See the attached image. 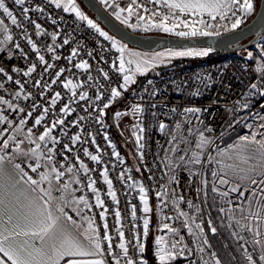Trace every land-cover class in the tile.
<instances>
[{
  "label": "snow or ice",
  "instance_id": "snow-or-ice-1",
  "mask_svg": "<svg viewBox=\"0 0 264 264\" xmlns=\"http://www.w3.org/2000/svg\"><path fill=\"white\" fill-rule=\"evenodd\" d=\"M100 2L112 7L116 19L133 30L137 28H142L144 31L155 29L180 37L219 36L221 35V29L224 32L235 31L255 11L254 0H131L126 8L120 7L118 0H113L112 4H109V0H100ZM13 3L15 6L22 8L23 18L28 20L30 9L24 7L26 0H13ZM48 3L54 5L57 9L63 8L66 13H75L78 20L86 21L91 29H94L105 40L112 42V46L116 48L117 52L121 53L118 57V68L115 67V61H113V68L122 75V83L119 88L125 92L130 84L136 82L135 77L137 74L143 76L166 60L183 56H207L210 51V49L178 52L170 50L167 53H159L151 59L140 58L135 53H129V58L126 60L124 56L125 47L89 19L79 9L76 0H48ZM33 10L44 12V8L40 6ZM125 12H127V16L122 15ZM0 14L10 20L11 26L24 28L23 23L6 6L5 0H0ZM133 17L136 19L135 23L131 22ZM205 17L208 19H205ZM217 19L219 21H229L230 23H213ZM30 22L34 24L36 36L49 35V33L44 31L41 24L35 21ZM23 35L31 46L32 51L36 53L39 63L44 66L43 72L52 69L53 65L45 60L44 55L40 54L41 50L28 37L26 29ZM50 35L53 43L47 46L46 50L48 53H54L55 47H59L55 43L58 37L54 32ZM0 36H2V39H0V52H3L6 46L14 43L11 28L5 23L4 19H0ZM68 43L69 40L65 38L63 44L67 45ZM14 46L16 49L21 48L19 43H15ZM21 54L23 55V53ZM261 54L264 55V50H262ZM77 55V49L73 48L71 55L68 57L69 62L71 63L72 59ZM88 55L91 56L92 52L89 51ZM9 58H11L10 50ZM52 59L59 60L60 57L53 55ZM248 59H252L251 52L248 53ZM75 67L87 71L89 63L85 60L76 63ZM36 68V64H32L27 71H24L23 75L26 77L30 76L36 72ZM254 70L258 74V80L250 84L249 90L245 94V99L256 94L264 96V60L259 61ZM12 71L18 73L20 70L13 68ZM65 71V68H60L55 72V78L52 79L51 84H56ZM99 71L102 73L104 80H109L107 71L103 69H99ZM0 74L6 76L8 82L13 81L12 75H9L3 67H0ZM204 79L210 80V77H205ZM88 80L94 81L95 78L89 75ZM15 83L19 85L20 91H16L14 97L19 98L23 92L24 85L19 80H16ZM148 83L151 85L152 81ZM51 84L47 82L42 84L41 80H36L34 86L42 88V91H47L51 88ZM92 86L97 88L94 99L89 96L88 91L79 93L80 101H92L91 104L84 106V111L88 115L79 116L77 120L72 122L73 126L81 129V133L83 129L80 121H94L103 125L104 116L106 115L105 109H108L117 98L122 96V92L117 87L109 85L106 90L110 91V95L101 106L99 102L104 100V92L100 89L104 86L98 82ZM80 87L82 85L73 83L71 79L63 82V88L71 92V97L69 102L64 103L59 109L55 119L51 121H47L46 117L55 109L57 103L61 101V92L57 91L54 93L49 101L50 106L45 107L38 103H33L31 106L32 110L27 111L26 115L27 117H32L33 112L37 108H42L41 113L34 119V126H42L43 124V131L37 134L29 127L23 139L19 138V134L24 131L27 120L21 118L19 126L15 127L12 134L5 136L8 130L13 129V121L0 111V125L7 124V128L0 129V264H148L144 254L147 237L149 236V214L152 212V208L149 205L148 191L145 186L135 181L128 185L129 187L138 188L139 200L142 205L141 211L144 213V216L141 217L142 237L136 231V206H131V219L133 221L132 240L127 241L122 225L121 212L117 207L114 209L116 225L114 230L119 237V242L114 247V237L109 234V225L107 223L108 207L104 199L101 198L100 190L96 187L97 181L90 174L93 170L80 159L78 154L75 156L78 167L72 163L69 156L64 155L65 152H73L78 142L84 144L87 141L82 140L80 134L72 135L69 138L71 146L65 143L60 152L56 151V145L60 144L61 141L57 136L53 135V131L58 127L63 129L67 116L76 110L71 107L72 97L77 96L76 90ZM3 88L4 84L0 83V89ZM156 94L155 89L150 93L153 97ZM193 95H198V92L193 93ZM23 98L28 100L31 97L29 94L24 95ZM237 103L242 108L249 107L248 103H241L240 101H237ZM0 105H7V108L12 111L25 112L24 108H18L3 97H0ZM89 107L92 108L90 113L88 112ZM151 107L155 108L156 105L152 104ZM260 107L264 108V104H261ZM172 111L175 112L176 109H172ZM143 112L144 109L140 106H132L131 114L139 117L133 125L132 135L135 138L137 151L142 163L144 161L143 150L146 146ZM185 112L199 114L201 109L186 108ZM128 114L127 112H116L115 118L119 119ZM156 115L155 112L152 113L154 118ZM254 115L256 119L264 120V116L259 113ZM199 123L203 124V121L200 120ZM158 127L162 134L169 135L168 126L165 123L160 122ZM180 127V124L175 126V132L171 134V138L168 140L169 146L164 150L165 156L161 161L167 169L165 175L168 176L169 183H178L176 171L183 168L189 173L190 184L193 176H199L201 187L196 189L199 195L205 191L209 183L204 177L206 163L215 162L220 165L218 169L214 168L211 172V191L219 195L221 203L231 205L232 201L228 199L231 193H239V196L243 198L246 192H250L251 199L249 200L246 214H243L245 209L240 208L243 215L239 219L235 217L234 210L231 207H220L219 211L228 215L229 221H234L239 228V232L232 233L238 240L245 239L243 235H240L241 232L247 231L252 234L253 245L259 246V264H264V242L259 239L264 234L262 232V229H264V132L259 131V129H264V123H260L256 131L240 136L237 142L229 145L227 149L217 151V157L220 159L213 157L208 151L213 147L218 148L215 145V140L205 135V132L211 133L213 131L211 127H206L203 131L200 128L190 127L187 136L180 131ZM246 127L252 129L253 125L248 124ZM63 135L66 136L67 132L64 131ZM88 135L91 136V143L96 144L95 136L92 133H88ZM258 136L261 138L257 139ZM188 137L196 138L194 147L191 146V141ZM104 139L108 140L107 135H105ZM25 142L34 146L24 148L22 146ZM181 144L185 145V147L181 148ZM112 147L114 149V146ZM82 151L83 156L88 157L92 162L97 164L101 162V156L92 154L87 147H84ZM10 152L11 154H9ZM96 152H100L98 146ZM57 155L63 156V162L59 163V167H57ZM114 155L121 164L124 163L118 152L114 151ZM204 156H206V163L202 160ZM225 156L229 160L235 159L238 163L222 164ZM15 160L27 163L30 172L37 174L38 178H33L29 171L21 167V163H15ZM252 161H255V163H251ZM5 162L12 164L13 172H9L5 168ZM66 163L69 165L68 167H65ZM241 164L248 165V167H240ZM196 166H199V171L196 170ZM145 170L151 171L147 167ZM124 171L128 172L129 170L125 169ZM136 171H140L139 167L136 168ZM81 172L87 179L86 184L80 177ZM66 173L69 174V179L61 183ZM100 176L103 179V183L107 185V196L111 198L114 204L118 205L119 200L113 188V181L109 178L108 169L104 168L100 172ZM16 177H19V179H16ZM118 178L121 181H125L124 173H121ZM152 178L151 176L149 177V179ZM132 180L133 178L130 175L127 176V181ZM237 180L241 183H235ZM243 182L255 185L259 190L245 187ZM21 184L26 187L21 188ZM73 185L78 187L73 188ZM218 185L228 186V188L226 191H221ZM242 187L243 191H241ZM85 188L92 193L94 204L90 202L86 194L78 197L75 195L77 191L84 192ZM54 191L59 192L60 196H54ZM157 200L160 201L157 205V215L160 218L157 231L164 232L166 230L167 232V236L157 235L154 239V256L158 264H174L178 257H183L187 260L193 254L197 255L199 264H222L215 251L210 254L206 253L205 246L211 248V244L207 238L205 228L202 226L203 221L200 218L201 208L199 205L194 204L191 200L185 201L183 196L177 198L175 190H172L170 195L167 185L161 186V190L157 192ZM168 201L171 202L172 211L175 213L174 216L165 215L164 213ZM181 203H186L187 208L193 210L195 214L193 215L189 211L183 210L180 207ZM93 207L102 209L99 213V218L103 222V237H101L99 226L96 224L95 216L88 214ZM66 209L74 212L79 217V222L72 215H69ZM167 221H179L180 227ZM242 221H248V223H242ZM207 226L211 234L215 236L217 227L214 226L211 219H208ZM229 226H231V223ZM181 227L186 229L188 236L192 238V243L195 245L194 250L185 243V237L180 234ZM105 242L107 243L106 248L104 247ZM245 243L247 242L245 241ZM241 247L243 248V245ZM130 248L133 250L132 253H130ZM241 256L246 264H257V258H254L247 248H243ZM109 257L111 261H109ZM189 264H197V260H189Z\"/></svg>",
  "mask_w": 264,
  "mask_h": 264
},
{
  "label": "built area",
  "instance_id": "built-area-1",
  "mask_svg": "<svg viewBox=\"0 0 264 264\" xmlns=\"http://www.w3.org/2000/svg\"><path fill=\"white\" fill-rule=\"evenodd\" d=\"M130 2L131 0H118L119 4H126V6ZM5 3L6 6L13 11L14 15L17 16L18 20L23 23L24 28L21 29L11 26L10 20L0 14V19H4L5 23L10 26L14 36V43L9 44L5 47L3 52H0V67H3L5 71L13 77V81L8 82L6 76L0 74V83L4 84V88L0 89V97L11 101L18 108L25 109V112L12 111L7 108V105H0V111H2V114L7 115L8 118L13 121V129L8 130L5 133V136L12 134L15 127L19 126V120L21 118L26 119L27 124L24 126V131L19 134L20 139H23L29 127L33 129L34 133L39 134L43 131V124L42 126H34V119L41 113L42 108H37L33 112L32 117H27L26 113L27 111L32 110V104L38 103L45 107L50 106L49 101L54 93L57 91L61 92V101L57 103L55 109H53L48 117H46L47 121H51L52 119H55V115L59 113V109L64 103H68L69 98L71 97V92L63 88V82L71 79L73 83L82 85V87L76 90L77 96L72 97L71 107L76 110L72 112L71 115L67 116L66 124L63 129L58 127L53 131V135L57 136L61 141L60 144L56 145V151L60 152L65 143H68L71 146L69 138L72 135L80 134L81 139L87 141V143L81 144L78 142L75 145L73 152H65L64 155L69 156L72 163L76 164L78 167V163L75 160V156L78 154L80 159L93 170L90 174L92 178L97 181L96 187L100 190L101 198L104 199L105 204L108 207L107 223L109 225V234L114 237V247L119 242V237L114 230L116 226L114 209L117 207L121 212L122 225L125 230V239L127 241L132 240L131 230L133 227V221L131 219V206H136V231L140 233L142 237L143 227L141 217L144 216V213L141 211L142 205L139 200L138 188L128 186L133 181L137 183L139 182L134 179L132 181H127V176L130 175V170L126 164L124 155L110 135V127L105 123V118L103 125L97 124L94 121H80L81 128L83 129L82 133L80 128H77L72 124V122L77 120L79 116L88 115V113L84 111V106L92 103L91 100H79V93L81 91H88L89 96L94 99L97 88L92 85L96 82L103 85L104 87L100 90L104 92V100L99 102L102 106V103L106 102L110 95V91L106 90L108 89V86L111 85L112 87H117V89L122 92V96L119 98H123L121 103H124V110L127 113L131 114L133 105L140 106L144 109L142 116L143 126L146 129V146L143 150L144 161L143 163L140 161V164L155 190L154 196H157V192L161 190L162 185H167L170 195L172 190H175L177 198L183 196L185 201L191 200L194 204L199 205L201 208L200 218L203 221L202 226L205 228L206 232L207 222L201 205V193L198 195L196 191L197 187H201L199 176H193L190 184L188 171L180 168L176 171L178 183H169L168 176L165 175L167 169L161 162L165 156L164 150L168 148V140L171 138V134L175 132V126L177 124H180V131L185 136L188 135V129L190 127L200 128L202 131L206 127H211L213 131L211 133L205 132V135L213 138L215 143H217L224 135L244 121L248 116L247 111L251 108L249 101L263 97L256 94L245 99V94L248 92L250 84L257 82L258 80V74L254 70L256 64L246 63L242 57L233 54H228L225 58L219 61L204 60L199 63H187L184 66H178L176 63H172L161 67L149 77L136 80L135 83L129 85L128 90L125 92L123 89L119 88V85L122 83V75L113 68V61H115V67L118 68V57L121 53L117 52L116 48L112 46L111 41L105 40L94 29H91L86 21L78 20L73 12L66 13L63 11V8L57 9L54 5L48 3V0H26L24 7L30 9L28 20L23 18L22 8L20 6H15L13 0H5ZM37 6L43 7L44 12L41 13L33 10L36 9ZM30 21H35L36 23L41 24L44 31L49 33V35L36 36L34 24ZM53 21H55V23H53ZM92 21L96 23L102 31H105L96 21ZM25 29L27 30L28 37H30L41 50L40 54L44 55L45 60L53 65V68L49 69L47 72H43L44 66L39 63L36 58V53L32 51L31 46L27 43V39L23 35ZM53 32L58 37L55 43L59 45V47H55L54 53H48L46 49L47 46L52 45L53 43L50 35ZM65 38L69 40L67 45L63 44ZM15 43H19L21 48L16 49L14 46ZM73 48L77 49L78 55L74 57L70 63L68 57L71 55ZM9 50L11 51V58H9ZM262 50H264V36ZM89 51L92 52L91 56L88 55ZM21 53H23V55ZM53 55H58L60 59L53 60ZM85 60L89 63V69L87 71L75 67L76 63ZM32 64H36V72L28 77L24 76V71H27L28 67ZM13 68H17L20 71L18 73L13 72ZM60 68H65L66 71L61 75L56 84H51L52 79L55 78V72ZM99 69H103L109 73V80H104ZM89 75L93 76L95 80L89 81ZM205 77H210V80L204 79ZM16 80H19L24 85L23 92L19 98L14 97V93L20 91L19 85L15 83ZM36 80H41L42 84L45 82L51 84V88L47 91H42V88L34 86ZM149 81H152L151 85L148 83ZM145 89H147V91H145ZM153 89L157 92L154 97L150 95ZM197 92L198 95H193V93ZM29 94L31 98L25 100L23 98L24 95ZM237 101L248 103L249 107L242 108ZM152 104H155L156 107H151ZM186 108H198L201 109V113L189 114L185 112ZM172 109H176V111L173 112ZM106 111L107 109H105V112ZM88 112H92L91 107H89ZM153 112L157 114L155 118L152 116ZM138 119L139 117L135 116V120ZM200 120L203 121V124L199 123ZM160 122H163L168 126L167 131L169 135L166 136L159 131L158 126ZM3 128H7V124L0 125V129ZM64 131L67 132L66 136L63 135ZM88 133H92L95 136L96 144L91 143V136H89ZM105 135L108 137L107 141L104 139ZM188 139L191 141V144H193L195 137H188ZM25 143L27 147L34 146L28 145L27 142ZM97 146L100 148L99 153L96 152ZM112 146H114V149ZM84 147H87L92 154L100 155L102 158L101 162L97 164L92 162L88 157H84L82 151ZM180 147L183 148L185 145L181 144ZM114 151L119 153L120 158L124 161L123 164H121L119 159L114 155ZM208 151L210 152V150ZM9 154H11V152ZM136 154L140 160L137 149ZM169 155H171V153H169ZM202 160L206 163V156L202 157ZM56 161L57 167H59V163L63 162V156L57 155ZM14 162L21 163V167L26 171H29V174L32 175L33 178H38L37 174L30 172L27 163H23L21 160H15ZM207 165L208 164L206 163V167ZM68 166L69 165L66 163L65 167ZM146 167L151 171H146ZM104 168L108 169L109 178L113 181V188L119 200L118 205L114 204L111 198L107 196V185L103 183V179L100 176V172L103 171ZM214 168H219V165L215 162L209 168L210 183L212 180L211 172ZM125 169H128L129 171L125 172ZM196 170L199 171V166H196ZM121 173H124L125 181H121L118 178ZM150 176L153 178L149 179ZM80 177L83 179L84 184H86L87 179L83 176L82 172L80 173ZM68 179L69 174L66 173L61 183ZM76 187L78 186L73 185V188ZM56 194L60 196V193L57 191ZM82 194H86L90 202L94 204V197L90 191L85 188L84 192L77 191L75 193L77 197ZM148 199H150L149 196ZM228 199L232 201V204L229 205L224 203V208L231 207L234 210L235 217L237 219L241 218L243 214L241 213L240 208H244L242 199L234 194H230ZM180 207L185 211H189L190 214H195L193 210L187 208L186 203H181ZM66 211H68V214L72 215L74 219L79 221V217H77L74 212L70 209H66ZM100 211H102V209L93 207L92 211L88 214L95 216L96 224L99 226L101 237H103L104 230L102 226L103 222L99 218ZM164 213L165 215H175L172 211L170 201H168ZM150 215L151 213L149 214L151 220ZM167 222L170 224L174 223L175 226H178V221ZM198 222L200 221L198 220ZM231 223L235 222L232 221ZM180 234L185 237V243L194 250L195 245H192L188 234L185 231H180ZM104 247H107L106 242ZM205 249L207 254L212 252L207 246H205ZM132 252L133 250L130 248V253ZM185 255H187V253H185ZM189 260H197V263L199 264L196 254L189 256L183 264H189ZM109 261H111L110 257Z\"/></svg>",
  "mask_w": 264,
  "mask_h": 264
},
{
  "label": "rangeland",
  "instance_id": "rangeland-1",
  "mask_svg": "<svg viewBox=\"0 0 264 264\" xmlns=\"http://www.w3.org/2000/svg\"><path fill=\"white\" fill-rule=\"evenodd\" d=\"M98 2L101 4L100 0H98ZM112 3H113V0H109V4H112ZM254 3H255V11L253 12V14L249 15L247 17V19L244 21V23H242V24H245L246 22H248L253 17V15L256 13V10H257L258 4H259V0H254ZM76 4L79 7V9L89 19L94 20L85 10L82 9V7L80 6L79 3H77V1H76ZM101 5L116 19L112 7H110L108 5H105V4H101ZM119 6L120 7H125V8L127 7L126 4H119ZM122 15L127 16V12L123 13ZM205 19H208V18L205 17ZM117 21H119V20H117ZM131 22L132 23L136 22L135 17L132 18ZM213 23L224 24V23H230V22L229 21H219V19H217V21H215ZM124 26L127 27L126 25H124ZM127 28L130 31H132L134 33H138V34H149V35L180 37V36H177V35H174V34H169V33H166V32L159 31V30H155V29L149 30V31H144V30H142V28H137L136 30H133V29H131L129 27H127ZM221 33H224L223 29H221ZM263 36L258 40V42L254 46H252V47H250L248 49H245V50L236 51L235 53H232V54L235 55V56L242 57L244 61H246V60L250 61V59H248V53L251 52L252 53V57H253V55L255 56V53L259 52V48L262 47ZM0 39H2V36H0ZM114 40H116V39H114ZM116 41H118V40H116ZM118 42H119V44L123 45L125 47V49H126V51L124 53V56H125L126 60L129 58V53H135L140 58L151 59L152 57L156 56L159 53H167L170 50L171 51H177V52L178 51H188V50H193V51L208 50L207 48H165V49H161V50L154 51V52H145V51L138 50L136 48L129 47L126 44L121 43L120 41H118ZM210 53L211 52L209 51V54L207 56H183V57L171 58L170 60H166L164 63L159 64L154 69L149 70L145 75L150 74V73L153 74L156 69H158L160 67H164V66L170 65L176 60L183 59V58H189L190 59V62H188V64H189V63H191L193 58L200 57V58L203 59V58H206L209 55H211ZM145 75H143V76H145ZM143 76L137 74L136 77H135V80H138L139 78H141ZM130 85H132V84H130ZM262 99L263 98H260L258 103H256V105L253 106V107L249 103L251 108L247 111L248 112V116L245 118V120L242 121L234 130H232L227 135L223 136L217 143H215V145L218 146V148L213 147V148L209 149L210 153H211V155L213 157H216L217 159H220L219 157H217V151L227 149L229 147V145L235 144L240 136L245 135V134H250L251 131H256L257 130V126L260 123H264V120H258V119L255 118V115H254L255 113H259L260 115L264 116V108L260 107L261 104H264V102H262ZM112 107H113V105H112ZM111 111H112V116H113V119H114L115 126L119 130V134H120V135L119 134L117 135L115 132H113V136L115 137V139H117L118 141L120 140L122 143H123L124 139H125V141H127L129 143V145L127 146V148L124 151H125V154H126L128 160H129V163L131 164V166L129 165L128 168L131 169V171H133L132 166L135 165V161H134L132 156H134V152L136 154V149L137 148L135 146V139H134V136L132 135V130H133V125L137 122V120H135V116L131 115V114L124 115V116L120 117L119 119L115 118V113L116 112H126L124 110V103H120V105H116ZM248 124H252L253 128L252 129L247 128L246 125H248ZM259 131L264 132V129H259ZM120 137H122V139ZM260 138H261L260 136L257 137V139H260ZM195 139H194L193 144H191L192 147H194V145H195ZM22 147L27 148L26 143ZM136 156H137V154H136ZM137 158H138V156H137ZM139 163H140V160H139ZM213 163H207V164H211L212 165ZM236 163H238V161H236L235 159L229 160V159H227V156H225V158L222 161V164H236ZM251 163H255V161H252ZM219 167H220V165H219ZM240 167H248V165H242L241 164ZM204 177H205L206 180L209 181L210 178H209V175H208L206 167H205ZM235 183H241V182L237 180V181H235ZM243 183H244L245 187H250V188L256 189L257 191L259 190L258 187L255 186V185H249L247 182H243ZM211 187H212V184L209 182L208 185L205 188V191L201 192V205H202V208H203L204 215L206 216V222L208 221V219H211V214H212L211 213L212 210H211V208L209 206V198L211 196L216 200L218 209H220V207H224V205H225V204L221 203V200L219 199V195L216 194V193H213L211 191ZM218 187H220L221 191H226L227 188H228V186H219V185H218ZM241 191H243V187L241 188ZM205 193H206V195H205ZM231 194H234L237 197L241 198L239 196V193H231ZM155 197H154V199H155V201H154V204H155L154 205V207H155L154 211L156 213L157 212V207L156 206L160 203V201L157 200V196L156 195H155ZM210 199H212V198H210ZM241 199H242V202H243V205H244V209H245V213H243V214H246L247 208H248V205H249V200L251 199V193L250 192H246L245 196L243 198H241ZM219 216H220V219H222L224 221V224L229 228V232H230L231 238L233 240H235V242H237L240 247H241V245H243V248H247L248 252L251 253L254 258H257V264H259V261H258L259 246H254L253 245V243H252L253 242L252 234L247 232V231L241 232L240 235H243L245 239L244 240H238L237 237H234L232 235L233 232H239V228L237 227V225L235 223L229 222L228 215L222 214L220 211H219ZM152 217H153V214H152ZM152 217H151V220H150L151 221V225L149 226V236L147 237V241H146V251H145V254H144V258L146 259L148 264H158V262H157V260H156V258L154 256V239H155V237L157 235H165V236H167V232H166V230L164 232L157 231L158 223H156V225H155V222L157 220L155 221V218L153 219ZM212 222H213V220H212ZM230 223H231V226H229ZM242 223H248V221H243ZM177 224H178L177 227H180L179 221L177 222ZM213 224H214V226H216L215 222H213ZM153 226H155L156 230H154ZM180 231H185L186 232V229L181 227ZM262 232H264V229H262ZM206 235H207V238H208V240H209V242L211 244V248H209V250L211 249L212 251L216 252V250L214 249V247L212 245V242L210 240L211 232L208 229L207 225H206ZM188 237H189V239H190V241L192 243V238L190 236H188ZM259 239L262 242H264V234H262V236L259 237ZM245 241L247 243H245ZM192 245H193V243H192ZM243 248L241 247L240 249L243 251ZM217 256L221 260V258H220V256L218 254H217ZM185 260L186 259H184L183 257H178L177 260L174 262V264H183V263H185ZM241 260L242 261H241L240 264H246V262L243 261L242 256H241ZM222 264H224L223 261H222Z\"/></svg>",
  "mask_w": 264,
  "mask_h": 264
},
{
  "label": "water",
  "instance_id": "water-1",
  "mask_svg": "<svg viewBox=\"0 0 264 264\" xmlns=\"http://www.w3.org/2000/svg\"><path fill=\"white\" fill-rule=\"evenodd\" d=\"M77 1L109 35L129 47L145 52H154L165 48H207L216 53L212 58L219 59L254 46L264 35V0H259L256 13L238 29L210 37H173L134 33L117 21L98 0ZM122 100L123 98L117 99L114 106L120 104ZM107 121L110 129L118 135L119 131L110 112Z\"/></svg>",
  "mask_w": 264,
  "mask_h": 264
},
{
  "label": "trees",
  "instance_id": "trees-1",
  "mask_svg": "<svg viewBox=\"0 0 264 264\" xmlns=\"http://www.w3.org/2000/svg\"><path fill=\"white\" fill-rule=\"evenodd\" d=\"M77 3H79V2L77 1ZM80 6H81V4H80ZM82 9H83V7H82ZM210 52H211L210 53L211 55H209L208 57L203 58V59L200 58V57H195V58L192 59L191 63H199V62H202L204 60L219 61V60H222L223 58H225L227 56V55H225V56L221 57L220 59H216V58H212V56H214L216 53L214 51H212V50H210ZM246 61L248 62V60H246ZM188 62H190L189 58H183V59L176 60L173 63H176V65H178V66H184ZM160 68L156 69L155 72L157 70H159ZM151 75H152L151 73L147 74V75L139 78L138 80H141L143 78L149 77ZM262 98H264V97H262ZM259 99H253V100L249 101V103L253 107V106L256 105V103H258ZM114 107L115 106L113 104V107L111 106L110 109H107V111L105 112L106 115L104 116V118H105V123L107 125H108L107 115H108L109 112L112 113L111 110ZM109 132H110V135H111L113 141L117 144L119 150L124 155V157L126 159L127 166H129V165L131 166V164L129 163V160H128L126 154H125V151H124L127 148V146L129 145V143L127 141H125V139H124L125 142L123 141V143L120 140L118 141L117 139H115V137L113 136V131L111 129H109ZM120 138L122 139V137H120ZM132 157H133V159L135 161V165L132 166V168H133V171L134 170L135 171L133 172V171H131V169H129L130 170L129 171L130 175H131V177L134 180L138 181L139 183H141V184H143L145 186V188L148 191V196L150 197V201L152 203H154L155 190L152 187L150 181L148 180L147 175L144 173V171H143V169L141 167V164L139 163V158H137L135 152H134V156H132ZM137 167H139V169H140L139 172L136 171ZM209 168L210 167L208 166L207 167L208 175H209ZM210 198H212V199H210ZM210 198H209V206H210V208L212 210L211 211V213H212L211 214V219L213 220V222H215V224L217 226V234L215 236H213L212 234L210 235V240L212 242V245H213L214 249L216 250L217 254L220 256V258H221V260L223 261L224 264H240L241 261H242L241 260V252H242V250L240 249L241 247L239 246V244L237 242H235V240H233L231 238V235H230V232H229V228L224 224V221L222 219H220L219 209H218L216 200L212 196ZM233 257H235V259H233Z\"/></svg>",
  "mask_w": 264,
  "mask_h": 264
},
{
  "label": "crops",
  "instance_id": "crops-1",
  "mask_svg": "<svg viewBox=\"0 0 264 264\" xmlns=\"http://www.w3.org/2000/svg\"><path fill=\"white\" fill-rule=\"evenodd\" d=\"M262 53V47L261 48H259V52L258 53H255V56L253 55V57H252V59H250V62L251 63H253V64H256L257 65V63L259 62V61H262V60H264V55H262L261 54ZM262 102H264V98L262 99ZM253 114V113H252ZM231 132V131H230ZM207 166H211V164H208ZM5 168L9 171V172H13V169H12V164L11 163H8V162H5ZM14 174V173H13ZM16 179H19V177H16ZM45 187H46V185H44ZM20 187L21 188H24V187H26L25 185H23V184H21L20 185ZM53 195L54 196H59V195H57L56 194V191H54L53 192ZM156 198V197H155ZM219 199H220V197H219ZM221 200V199H220ZM155 201V200H154ZM149 205H150V207L152 208V212H151V217H152V214H153V219L155 218V225H156V223H158L159 224V216L157 215V212L155 213V211H154V203H152L151 201H150V199H149ZM157 207V206H156ZM77 222H79V221H77ZM153 228H154V230H156L155 229V226H153Z\"/></svg>",
  "mask_w": 264,
  "mask_h": 264
},
{
  "label": "bare ground",
  "instance_id": "bare-ground-1",
  "mask_svg": "<svg viewBox=\"0 0 264 264\" xmlns=\"http://www.w3.org/2000/svg\"><path fill=\"white\" fill-rule=\"evenodd\" d=\"M110 36H111V35H110ZM173 37H174V36H173ZM242 59H243V58H242ZM245 62H246V63H251L250 61H248V62H247V61H245ZM231 131H232V130H231ZM227 134H228V133H227ZM227 134H226V135H227ZM224 136H225V135H224ZM207 167H208V166H207ZM207 167H206V168H207Z\"/></svg>",
  "mask_w": 264,
  "mask_h": 264
}]
</instances>
